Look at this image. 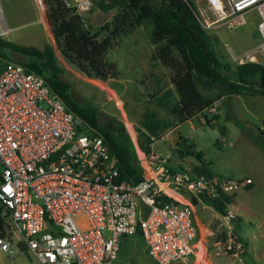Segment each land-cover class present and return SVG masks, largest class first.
<instances>
[{"label":"built area","instance_id":"built-area-1","mask_svg":"<svg viewBox=\"0 0 264 264\" xmlns=\"http://www.w3.org/2000/svg\"><path fill=\"white\" fill-rule=\"evenodd\" d=\"M193 1L206 31L243 26L255 13L254 47L235 54L226 46L238 64L264 55V0ZM64 3L81 15L92 5ZM10 29L0 3V37ZM88 128L40 74L11 60L0 65V251L11 256L28 249L39 264H112L122 237L138 233L155 263L187 262L199 241L192 199L218 198L222 230L211 248L202 240L204 254L245 264L246 242L230 206L250 177L172 170L166 157L138 149L144 177L123 178L108 142Z\"/></svg>","mask_w":264,"mask_h":264},{"label":"rangeland","instance_id":"rangeland-1","mask_svg":"<svg viewBox=\"0 0 264 264\" xmlns=\"http://www.w3.org/2000/svg\"><path fill=\"white\" fill-rule=\"evenodd\" d=\"M0 3L3 20L11 27L5 38L39 49L45 43L52 45L59 62L70 72L67 77L73 89L99 108L101 117L115 116L123 121L133 143L137 140L140 123L149 111H154L157 118L171 121L172 124L179 120L170 113L168 107L177 95L170 79L171 70L154 56L155 46L149 38V22L122 35L119 43L108 50L106 58L115 64L119 74L104 82L95 78L91 80L62 59L56 49L50 24L47 27L41 21L39 0H0ZM43 5L47 14L46 6ZM113 13V10L101 11L92 4L82 15L85 22L95 28L110 20ZM256 18L255 13H252L248 23L243 26H219L207 32L220 61L234 62L226 45L235 54H243L254 47L258 40ZM10 56L14 61L24 59L13 52ZM256 58L258 63L264 65V55L257 54ZM198 87L207 97L215 99L217 96L214 89L207 90L202 85ZM215 114L217 118H213ZM205 115L210 118V124L205 120ZM181 139H185V142ZM188 143H193L194 151L190 154L184 149ZM150 147L155 153L166 157L169 165L174 167L180 165L193 171L194 166H201L212 174L235 178L249 176L252 179L253 184L249 188L236 191L235 203L230 208L236 215V225L248 246L249 256L255 264H264V96L246 93L219 97L190 120L182 121L172 131L154 138ZM197 151L200 152L199 157L195 155ZM137 156L143 157L141 152H137ZM195 211L202 221L209 220L208 209H202L200 203L195 205ZM198 255L202 261L196 254L188 264H196L197 261L209 264L204 261L203 249L199 250ZM212 261L213 264H236L228 256H213ZM0 264L39 262L30 250L24 248L11 256L0 251ZM112 264L156 263L146 253L143 239L137 233L122 237Z\"/></svg>","mask_w":264,"mask_h":264},{"label":"trees","instance_id":"trees-1","mask_svg":"<svg viewBox=\"0 0 264 264\" xmlns=\"http://www.w3.org/2000/svg\"><path fill=\"white\" fill-rule=\"evenodd\" d=\"M91 1L101 11H114L110 20L95 28L88 25L83 15L75 12L73 7H67L64 0H43L56 49L62 59L79 73L100 80L117 76L118 70L114 63L107 60L106 53L119 43L122 35L149 22V38L155 46L154 56L171 70L170 79L177 95L168 107L179 121L200 113L221 96L246 93L264 96V65L255 61L244 64L220 61L210 43L208 31L196 17L193 0ZM39 3L41 21L48 27L42 0ZM11 52L24 59L12 60ZM8 60L40 74L66 107L84 120L90 131L104 137L118 157L123 178L138 181L144 177L134 143L123 121L115 116L101 117L100 109L73 89L67 77L70 72L59 62L52 45L45 43L39 49L0 37V65ZM198 85L207 90L214 89L217 93L215 99L205 96ZM217 116L215 114L213 118ZM205 120L210 124V118L206 115ZM171 125V121L157 118L154 111L146 113L137 129L139 147L149 153L154 138ZM192 145L188 143L184 146L188 154L194 151ZM199 154V151L195 153L197 157ZM169 168L184 169L180 165H169ZM192 169L197 176L213 175L201 166ZM223 199L231 201L225 194ZM192 201L197 204L194 197ZM210 201L217 210H224L222 200L215 198Z\"/></svg>","mask_w":264,"mask_h":264},{"label":"crops","instance_id":"crops-1","mask_svg":"<svg viewBox=\"0 0 264 264\" xmlns=\"http://www.w3.org/2000/svg\"><path fill=\"white\" fill-rule=\"evenodd\" d=\"M9 27V26H8ZM118 74H119V71H118ZM117 74V75H118ZM115 77H117V76H115ZM115 77H109V78H115ZM109 78H107L106 80H102V81H104V82H108V79ZM96 79V78H95ZM91 80H93L92 78H91ZM100 80V79H99ZM110 87H113V86H110ZM176 93V92H175ZM221 97H223V96H221ZM161 98H162V96H161ZM163 98H165V96H163ZM188 120H190V118H187V119H185V120H183V121H188ZM180 122H182V121H179V120H176V121H174L173 122V124L171 125V126H169L168 128H166L159 136H161L162 134H165V133H167V131H172L173 129H175L176 127H177V125L180 123ZM135 123V122H134ZM136 124V123H135ZM134 146H135V149H136V151L138 150V149H141L140 147H139V145H138V143H137V140H136V142H134ZM152 150H153V148H151ZM142 150V149H141ZM143 151V150H142ZM154 151V150H153ZM155 152V151H154ZM172 166V165H171ZM249 177V176H248ZM253 184V181H252V183H251V185ZM249 186V185H248ZM247 187V186H246ZM245 188V187H244ZM244 188H242V189H244ZM235 193L236 192H234V194L232 195V202L233 203H235L234 202V196H235ZM208 202V203H207ZM197 204H195V205H198L199 203L201 204V207H202V209H204V210H207L208 209V211H209V220L207 221V222H204V221H202L199 217H198V215H197V213H196V215H195V217H196V221H197V224H198V228H199V241H198V244L199 243H201V242H203L202 240H206L207 241V243H208V245H209V248H211V245H212V243H213V241L216 239V238H218L219 236H220V234H221V226H220V221H219V216H218V214H219V210H217L216 208H215V206L212 204V202L209 200V199H202V200H197V202H196ZM236 220L237 219H235L234 220V224H235V227L239 230V228L237 227V225H236ZM240 231V230H239ZM241 233V232H240ZM244 238V237H243ZM201 245V244H200ZM202 246V245H201ZM198 247V246H197ZM246 248H247V250H246V259H247V264H255L254 263V261H253V259H251V257L249 256V253H248V246L246 245ZM203 249V248H202ZM196 251H197V249H196ZM196 251H195V255L194 256H192L190 259H189V261H187V262H177V263H172V264H188L191 260H193L194 258H195V256H196ZM205 252H204V250H203V256H204V258H205V261H207L209 264H213V261H212V257L213 256H225V255H213V254H211V252H209L208 254H204ZM228 257H230V256H228ZM232 258V257H231ZM236 262V261H235ZM196 264L197 263H199V264H207V263H205V262H203V263H200L199 261H197V262H195ZM157 264V263H156Z\"/></svg>","mask_w":264,"mask_h":264},{"label":"bare ground","instance_id":"bare-ground-1","mask_svg":"<svg viewBox=\"0 0 264 264\" xmlns=\"http://www.w3.org/2000/svg\"><path fill=\"white\" fill-rule=\"evenodd\" d=\"M146 172H147V174H151V172H150V170L147 168L146 169ZM149 172V173H148ZM197 246H198V250L196 251V254H197V257L200 259V261H202V258H201V256L200 255H198V252H199V250H201L202 249V246L201 245H199L198 243H197ZM205 261V260H204Z\"/></svg>","mask_w":264,"mask_h":264},{"label":"water","instance_id":"water-1","mask_svg":"<svg viewBox=\"0 0 264 264\" xmlns=\"http://www.w3.org/2000/svg\"><path fill=\"white\" fill-rule=\"evenodd\" d=\"M46 18H47V21H48V17H47V14H46ZM48 23H49V21H48Z\"/></svg>","mask_w":264,"mask_h":264}]
</instances>
